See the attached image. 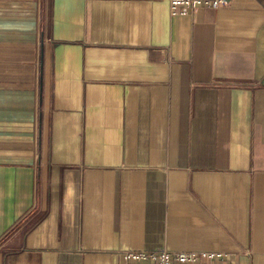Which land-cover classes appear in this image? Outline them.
Wrapping results in <instances>:
<instances>
[{"label": "crops", "instance_id": "0c3cea01", "mask_svg": "<svg viewBox=\"0 0 264 264\" xmlns=\"http://www.w3.org/2000/svg\"><path fill=\"white\" fill-rule=\"evenodd\" d=\"M157 249L264 264V0H0V264Z\"/></svg>", "mask_w": 264, "mask_h": 264}, {"label": "built area", "instance_id": "2783aa9c", "mask_svg": "<svg viewBox=\"0 0 264 264\" xmlns=\"http://www.w3.org/2000/svg\"><path fill=\"white\" fill-rule=\"evenodd\" d=\"M171 16L186 15L198 9L225 8L229 0H166ZM122 264H235L221 252H179L166 249L127 252L122 255Z\"/></svg>", "mask_w": 264, "mask_h": 264}]
</instances>
